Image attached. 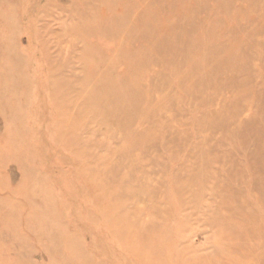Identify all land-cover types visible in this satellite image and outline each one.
<instances>
[{"label":"rangeland","instance_id":"obj_1","mask_svg":"<svg viewBox=\"0 0 264 264\" xmlns=\"http://www.w3.org/2000/svg\"><path fill=\"white\" fill-rule=\"evenodd\" d=\"M0 264H264V0H0Z\"/></svg>","mask_w":264,"mask_h":264}]
</instances>
